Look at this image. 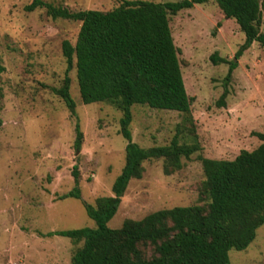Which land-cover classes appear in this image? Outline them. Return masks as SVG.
<instances>
[{
  "label": "rangeland",
  "instance_id": "374dc122",
  "mask_svg": "<svg viewBox=\"0 0 264 264\" xmlns=\"http://www.w3.org/2000/svg\"><path fill=\"white\" fill-rule=\"evenodd\" d=\"M41 1L69 12H107L123 0ZM30 2L0 0V264H70L78 245L57 233L94 228L86 206L112 196L125 160L122 113L111 104H82L73 66L67 73L75 106L71 116L52 90L62 86L66 71L61 45L75 44L80 23L52 20L44 9L26 12ZM260 3L264 33V0ZM169 27L191 99V120L133 106L131 140L142 149L166 146L180 126L179 143L195 140L200 150L181 158V168L168 175L162 159L144 162L141 178L130 180L107 223L111 230L156 211L205 205L199 159L231 161L259 146L254 133L264 134V47L253 43L235 60L228 95L218 106L226 63L243 44V33L214 1L180 11L169 18ZM213 55L226 63L214 64ZM76 123L82 135L79 149L74 147ZM74 189L79 198L68 196ZM143 252L149 256L152 249ZM228 258L230 264H264V224L244 251L230 250Z\"/></svg>",
  "mask_w": 264,
  "mask_h": 264
},
{
  "label": "trees",
  "instance_id": "16d2710c",
  "mask_svg": "<svg viewBox=\"0 0 264 264\" xmlns=\"http://www.w3.org/2000/svg\"><path fill=\"white\" fill-rule=\"evenodd\" d=\"M210 1L226 20H234L244 35L232 61L211 57L214 64L229 66L218 101V106H223L235 60L253 43L264 47L260 0H123L107 12H69L41 0H31L24 7L26 12L44 9L52 20L80 23L75 44L64 41L61 45L66 71L62 86L52 90L71 116L75 106L67 73L73 66L82 104H111L122 113L119 134L126 142L125 160L112 185V196L86 206L94 228L57 233L78 245L70 264H230L228 252L244 251L264 224V134L254 133L259 146L250 152L240 151L231 161L199 159L205 205L156 211L140 221L126 220L117 230L107 227L130 180L141 178L144 162L162 159L168 175L181 168V158L189 159L200 150L195 140L179 143L180 126L168 145L142 149L132 142L129 125L131 108L139 105L177 112L184 123L190 122L191 99L182 81L169 18ZM3 70L0 66V74ZM75 134L74 147L79 149L82 135L77 123ZM72 174L77 186V173L74 170ZM78 194L74 189L68 196L79 198ZM147 248L149 252L152 249L149 256L143 252Z\"/></svg>",
  "mask_w": 264,
  "mask_h": 264
}]
</instances>
